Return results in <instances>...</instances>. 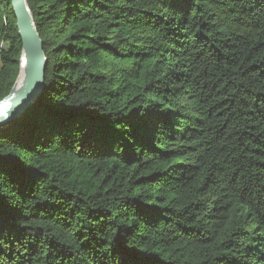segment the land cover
Listing matches in <instances>:
<instances>
[{"label":"trees","instance_id":"1","mask_svg":"<svg viewBox=\"0 0 264 264\" xmlns=\"http://www.w3.org/2000/svg\"><path fill=\"white\" fill-rule=\"evenodd\" d=\"M45 88L0 126V264H264V0H27ZM0 0V100L20 71Z\"/></svg>","mask_w":264,"mask_h":264},{"label":"water","instance_id":"2","mask_svg":"<svg viewBox=\"0 0 264 264\" xmlns=\"http://www.w3.org/2000/svg\"><path fill=\"white\" fill-rule=\"evenodd\" d=\"M11 5L22 41V55L20 71L15 83L9 94L0 100V126L19 119L28 108L37 102L45 88V72L48 63L43 40L27 0H11ZM23 57L25 58L23 83L17 87Z\"/></svg>","mask_w":264,"mask_h":264},{"label":"bare ground","instance_id":"3","mask_svg":"<svg viewBox=\"0 0 264 264\" xmlns=\"http://www.w3.org/2000/svg\"><path fill=\"white\" fill-rule=\"evenodd\" d=\"M24 67H25V58L23 57L22 59V62H21V74H20V77H19V80L17 82V87H20L23 83V70H24Z\"/></svg>","mask_w":264,"mask_h":264}]
</instances>
